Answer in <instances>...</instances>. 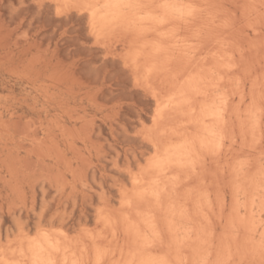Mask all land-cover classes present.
Listing matches in <instances>:
<instances>
[{
	"label": "rangeland",
	"instance_id": "obj_1",
	"mask_svg": "<svg viewBox=\"0 0 264 264\" xmlns=\"http://www.w3.org/2000/svg\"><path fill=\"white\" fill-rule=\"evenodd\" d=\"M71 1L67 6L58 0H0V264L42 231L85 248L82 264H121L132 251L129 246L136 247L141 224L144 230V219L138 217L153 200L147 196L136 203L133 210L142 212L138 217L120 204L132 195L134 177L148 167L151 140L168 141L171 127L189 138L199 133L198 127L184 128L186 118L173 109L164 115V126L157 125L163 126V138L152 127L157 107L152 93L180 98L194 81L220 85L224 78L218 90L231 93L222 131L227 139L195 171H177L175 186L164 178L168 187L161 194L162 208L151 206L161 233L156 247L161 253L179 249L182 264H264V0H202L206 6L197 0L206 10L190 25L176 26L172 41L144 26L142 37L122 26L97 38L79 9L82 0ZM209 16H215L214 23ZM179 38L190 44L182 48L186 51L172 47L170 42ZM153 41L169 45L167 54L150 56L155 52L146 47ZM133 55L141 58L143 73L130 61ZM145 66L154 67L146 81L141 77L151 69ZM216 69L221 80L212 73ZM186 82L190 88L182 86ZM192 100L195 106L204 102ZM179 210L183 217L167 225L168 211ZM99 213L112 220L116 238L110 239ZM125 214L141 222L138 227L131 218L125 222L129 227L122 225L125 233L131 229L128 239L135 232L129 243L120 227ZM176 229L177 235L191 237L180 248L173 238ZM94 245L121 252L118 259L96 261ZM126 247L131 251L124 254Z\"/></svg>",
	"mask_w": 264,
	"mask_h": 264
},
{
	"label": "bare ground",
	"instance_id": "obj_2",
	"mask_svg": "<svg viewBox=\"0 0 264 264\" xmlns=\"http://www.w3.org/2000/svg\"><path fill=\"white\" fill-rule=\"evenodd\" d=\"M58 1H59L58 3L61 2L60 4L66 3L65 5H67V6L71 5V2H72L71 0H58ZM75 1L76 0H74V2ZM194 1L195 0H82L81 7L79 6V4H77V3L76 4L80 7L79 8L80 10L84 11L88 15L90 29L97 38H105L108 33H111L114 29H117L118 27L122 28V26L123 27L125 26L126 29H127V27H130L129 29H136V30H138V34H137L138 36L139 35L144 36V33L141 34L142 31L141 32L139 31L144 26L145 27L144 29H146V27H147V32L153 33V36L156 34H158V36H159L160 35L159 33H161V35L165 36L166 38H169L168 39V41H169V40H171L170 38H172V39H174L173 37L176 38V34L175 35L172 34V30L174 32L177 29V28H175L176 26L178 27V25H182L185 27L187 25H190L191 20L193 18L194 19L197 18L198 12H201V11L203 12L206 10V8H204V6H206V5H204V3H202L203 2L202 0H200V1L204 5L202 8L203 10L201 9V5L199 6V3L197 2V0H196V3H194ZM80 2H78V3H80ZM197 3H198V5H197ZM76 4H74V5H76ZM138 5H140V6H138ZM151 5L156 6L155 7L156 9L154 7H151ZM206 13H207V11H206ZM195 15H197V16L195 17ZM194 19H193V21H194ZM209 19L213 23L215 22V16H209ZM143 32H144V30H143ZM145 34H147V33H145ZM148 35H149V33L147 34V36ZM139 37H142V36H139ZM165 37H163V38H165ZM160 39L162 40L161 36H160ZM153 42H155V41H153ZM153 42H149L147 44L151 43L150 45H152ZM160 42L158 44H157V42H155L156 44H154V46H151V48H149L150 45L148 47H146L147 51L149 49H151L153 52H155V53H153L151 51L153 54H150L148 52L146 54V56L148 54H150V56H152V55L154 56V54L157 55L158 53L162 54L163 51L166 52V49H168V51H169V49H170L169 45H168V48H166L167 45H165L166 47L162 45L163 42H164V44H166L165 43L166 39L162 43H160ZM187 42H188L187 39L186 40L184 39L183 41H181V39H180L179 41L175 40V41L170 42V43L172 44V47L175 50L176 49L178 50V48H180L181 50L186 51L187 48H185V49H182V48H184L186 46L190 47V44H188V45L186 44ZM139 47H143V43H141ZM189 49H192V48H189ZM185 51H183V52L181 51V52L184 53ZM167 52L165 54H167ZM135 53H139V51L135 52ZM141 53L142 52L140 51V55H141ZM143 54H145V53H143ZM144 56H142L144 59H148V58H145ZM138 58H139V56H138ZM138 58L136 55L135 56L133 55L130 58V61L132 62L135 69H139L138 71H141L140 67L138 66L139 65L138 62H140L138 60L141 58H139V59ZM216 58L221 59V58H223V56L217 55ZM146 67L147 66H145V68ZM225 67H226V65H225ZM147 68H150V66ZM142 69L144 71V68H142ZM152 69L151 70H149V69L145 70V72H144L145 75L141 78L144 79L145 81H146V79L149 80L150 78H147V77H149L147 75H150V73H152ZM155 70H153V71L155 72ZM216 71H217V69L215 71H212V73L213 74L216 73L217 79L221 80V78H222L221 75L218 74L219 72L217 73ZM221 71H220V73H221ZM156 72H158V71L156 70ZM156 72H155V74H156ZM140 73H143V72L141 71ZM155 74H154V76H155ZM222 74H223V72H222ZM152 76H153V74H152ZM201 78H203V77H201ZM201 78H199V79H201ZM199 79H198V81H199ZM148 80H147V82H149ZM223 80L225 81L227 79L224 78ZM187 81H189V80H187ZM224 81H219V83L223 82V84H224L225 83ZM196 82L195 81L193 82L192 88H191L192 91L189 90L188 94L184 93L185 94L184 95L181 93L182 94L181 96H184L182 98H181V96H180V98L177 97V95H174L173 93H170L169 95L167 94L166 96L164 95L162 98H158L155 93H152L153 96H155V101L157 104L155 114L153 113L154 116L152 117V119H153V121H152L153 126L152 127L153 128L156 127L159 122L160 123L162 122V125L164 124V122H163L165 119L164 115L167 117V115H166L167 111L170 112L171 110L173 111V109H175V110L177 109L179 112V113H177V115L179 116V114H180V116L186 118V119L183 118L184 121L182 124H184V128L186 126L187 127L191 126L192 128L198 127L199 133L197 131L196 136H193V138H192V136H190L191 138H189V136H187L185 134H180L181 132H178L176 130L174 131V129L176 127L173 128L170 126L173 129V131L169 132L170 136H168L167 133H166V135H164V136L170 137L169 140L167 139L168 141L164 142L165 144L161 140L156 141V140H158L157 137H156V140H151L153 148H154V154H153L151 160H149L150 162H148L149 165L147 164L148 167L146 166L147 168H143L144 171H143V169L141 170V171H143L142 173H144V174L141 173L142 175H139L138 177H134V179H133L134 190H133V193H131L132 195H130V196H128V195L124 196L123 195L124 197L122 198V201L120 202V204L124 210L126 209L127 211L135 212V210H133V208L135 209L137 207V205L140 204V202H141L140 200L146 199L145 197H147V196H149L148 198L150 199L149 200L150 202H151V199H153L151 202L152 203L151 206L155 205V208L156 207L162 208L161 207V205H162L161 204V200H162L161 194H162V192L165 193V191L168 187L167 186L165 189V186L167 185V184L165 185V183H166L165 179L167 181H168V179H173V181H170V182H172L170 184L174 185V183H176V181L178 180L177 176L179 173H177V171H185L186 172L187 170H189L190 173L195 171L199 167L197 164L199 163L200 160L201 161H202V159L204 160V158H206V155L210 156L209 155L210 153H214V155H215L216 153H218L221 150V147L224 145V142L227 139V137L224 135L226 133L223 134V132H225V129H223V126L227 123V121H226L227 118L225 116L226 111H228L227 113H229V111H230V110H227V108H228V105H230V104H228L229 103L228 102L229 101L228 96L229 95L231 96V93L228 94L227 92H225V94L227 93L228 96L221 94L218 90L219 84H217V83H209L206 80H202L200 83L199 82L196 83ZM188 83L190 84V82H188ZM188 83L186 85L184 83V84H182V86L187 87ZM221 83H220V85H221ZM220 85H219V89H220ZM226 85H229V84L226 83ZM182 86H181V90H183V92H184L185 89H183ZM190 87L191 86H189V88ZM178 90H180V89L178 88ZM186 90H188V89H186ZM176 92H178V91H176ZM179 92L177 94H180ZM221 92H223V91H221ZM240 92L241 91H239L238 93H240ZM234 93H235V90H234ZM240 94H243V93H240ZM236 96L238 97L237 94H236ZM195 97L201 98L204 102L202 104L195 106V104L192 100V98H195ZM177 110H176V112H177ZM174 114H176V113H174ZM174 114L172 116H174ZM228 115L229 114H227V116ZM228 117H230V115ZM258 122L260 123V120ZM255 123L257 124V121H255ZM259 123H258V127H260ZM177 125H179V124H177ZM163 126H162V130H161V128H158V126H157L158 130L162 131V133L159 132V133H161L162 137H163V134H165V131H163ZM159 127H161V126H159ZM167 127H169V126H167ZM167 127H164V128L166 129ZM181 127H183V126H181ZM171 128L169 130H171ZM150 130H151V128H150ZM155 130H157V129H155ZM152 131H153V129H152ZM166 132H167V130H166ZM243 135H244V133L242 134V136ZM155 136L156 135H154V137H152V138L155 139ZM186 137H188V138H186ZM161 143H163V144L161 145ZM202 153H204L203 156H202ZM201 161H200V164L204 163L203 161L201 163ZM161 178H163V179L165 178L164 181ZM160 181H162V182L160 183ZM178 183H179V181H178ZM237 190H239V189L236 188V192H237ZM167 191H169V190H167ZM142 202H144V201H142ZM136 203H138V204L136 205ZM184 203L180 204L183 209H185V207H186L185 205H187V203L186 204H184ZM147 205H149V204H146L144 207L147 208L146 207ZM134 206H136V207H134ZM150 207L147 209V211L145 210L146 213L141 212L142 215H141V213H139L140 210H139V212L137 211V213H139L142 217L144 216V218L138 217L139 214L137 216V213L135 212L136 216L138 218L144 219V221H143L144 230L142 231V224H141V226L139 228V229H141L140 230L141 232H139V234L137 233V235H135L137 240H135V237H134V240L136 241V244H137L135 248H134V246H132L130 244H129L130 246L128 245V243L130 241H132L130 239H133L132 236L135 233L134 230L130 232L133 235L131 234V237H129L130 239H128L127 233L129 234V230H131V229L128 230V228H127V232L125 233L124 231H126L125 230L126 228L123 227L122 225L126 224L125 222H127V220H128L129 222H127V224H129L131 221L132 222L135 221L134 224L138 225V227H139V224L141 222H136V220L138 221V219H135L136 218L135 216H134L135 218H133L132 216L129 217L130 215L128 216V214L124 215V217L126 219L123 217L124 221L122 222L120 227L121 228L123 227L125 229L123 230V228H122L121 232L123 230V232L126 234L125 238H127L129 240L127 245L129 247H132L131 248L132 251L130 248H127L128 246L126 247V250H124L123 253L125 254V251H127L126 253H128L129 252L128 249H130L131 252L127 256L125 255L126 258H124V257L121 258L122 259L121 264H172L176 261V259L177 260L181 259L177 253L179 249L176 252H172V253H170L169 251H168L169 253H161L160 251H157L159 248L158 241L161 240V238L159 239V237H161V236H158V235H160L161 233L159 230H157V227H158L157 226L158 221H156L157 217L155 219V217H154L155 214L152 211V207H151V209H150ZM160 208L158 210H160ZM168 212H169V217H168V221H167L168 223H166L167 225L169 224L171 226L173 223V219H175L176 216L183 217V215L181 216L182 211L180 212V210L178 211V214H175L174 211H168ZM103 213H105V212H103ZM99 214H100V215H98L99 220L98 219L97 220L100 222L102 227L104 226L105 228H107L109 230V232L111 233L110 239L112 240V238L113 239L116 238L118 233H116V229L113 226L114 224H113L112 220L106 214H101V213H99ZM134 214H132V215H134ZM257 216H258V214H257ZM131 218H133V219H131ZM130 219H131V221H130ZM141 219H139V220L141 221ZM137 223H139V224H137ZM126 227H129V225H127ZM131 228H132V226H131ZM133 228H135V227L133 226ZM168 229H167V231H168ZM172 232L174 233L173 238L176 240V243L179 245V248H180V244L184 245L185 242H188L191 239V237L188 235V233L180 236V234H178V235L176 234L177 229L173 230ZM262 232H260V234ZM41 233L42 234H39V236H35L34 238L32 236V239L31 238L28 240L26 239L27 242L24 241V242H26L25 243L26 245L22 244V246H20V248L17 251L14 252V250H13L14 253L13 252L9 253V254L13 253V255L11 254L12 257L14 256V254H16V257L14 256L11 259H9L10 257L3 258L2 264H82L83 260H82L81 256H82V253H84L86 251L85 248H83V247L76 248L70 242L64 243V242H62V240H60V238L53 236V234L50 235L49 232H48V234L44 233V231H42ZM60 233H62V232H60ZM124 233L122 234V237L124 236ZM261 237H263V236H261ZM98 238L100 239V237H98ZM89 239H91V238H89ZM89 239H87V240H89ZM92 239L96 241L97 238H92ZM64 241H66V240H64ZM89 242H90V240H89ZM105 243H107V242H105ZM107 244H109V243H107ZM156 244H158V245H156ZM201 244L203 245V243H201ZM178 245H177V247H178ZM94 246L95 247H93L92 254H93V257L95 259L94 258H92V259H94L96 261L103 260L106 257L107 258H109V257L116 258L117 257V259H118L120 252H121V251L117 252V250H116V253H118V254H116L114 250H109V249L106 250V249H102V247L99 248L96 245H94ZM121 250H123V249L121 248ZM85 254H86V252H85ZM85 254H84V256H85ZM3 256L6 257L4 254H3ZM170 257H172L171 260L174 259L175 257H176V259L173 260L172 262H170L171 261ZM182 261L180 262V260H178L177 262H180L182 264ZM95 263L98 264L97 262H95Z\"/></svg>",
	"mask_w": 264,
	"mask_h": 264
},
{
	"label": "snow or ice",
	"instance_id": "obj_3",
	"mask_svg": "<svg viewBox=\"0 0 264 264\" xmlns=\"http://www.w3.org/2000/svg\"><path fill=\"white\" fill-rule=\"evenodd\" d=\"M138 6H140V5H138Z\"/></svg>",
	"mask_w": 264,
	"mask_h": 264
}]
</instances>
